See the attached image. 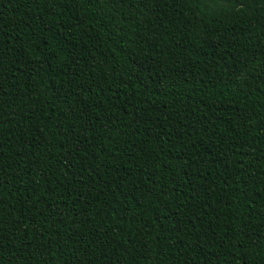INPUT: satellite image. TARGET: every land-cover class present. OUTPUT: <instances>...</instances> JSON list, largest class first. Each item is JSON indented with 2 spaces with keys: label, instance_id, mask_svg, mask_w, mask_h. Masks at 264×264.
<instances>
[{
  "label": "trees",
  "instance_id": "16d2710c",
  "mask_svg": "<svg viewBox=\"0 0 264 264\" xmlns=\"http://www.w3.org/2000/svg\"><path fill=\"white\" fill-rule=\"evenodd\" d=\"M0 264H264V0H0Z\"/></svg>",
  "mask_w": 264,
  "mask_h": 264
}]
</instances>
